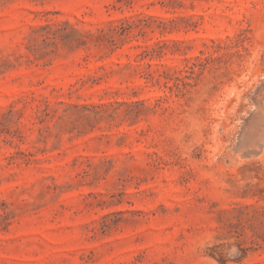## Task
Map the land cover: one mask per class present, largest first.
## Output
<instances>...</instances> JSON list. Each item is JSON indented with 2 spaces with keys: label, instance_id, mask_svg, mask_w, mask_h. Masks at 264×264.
I'll list each match as a JSON object with an SVG mask.
<instances>
[{
  "label": "rangeland",
  "instance_id": "1",
  "mask_svg": "<svg viewBox=\"0 0 264 264\" xmlns=\"http://www.w3.org/2000/svg\"><path fill=\"white\" fill-rule=\"evenodd\" d=\"M0 264H264V0H0Z\"/></svg>",
  "mask_w": 264,
  "mask_h": 264
}]
</instances>
